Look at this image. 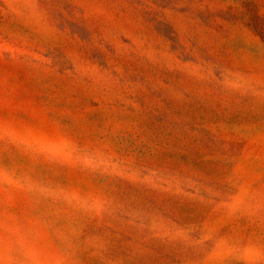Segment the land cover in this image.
Wrapping results in <instances>:
<instances>
[{
  "label": "rangeland",
  "instance_id": "374dc122",
  "mask_svg": "<svg viewBox=\"0 0 264 264\" xmlns=\"http://www.w3.org/2000/svg\"><path fill=\"white\" fill-rule=\"evenodd\" d=\"M0 264H264V0H0Z\"/></svg>",
  "mask_w": 264,
  "mask_h": 264
}]
</instances>
